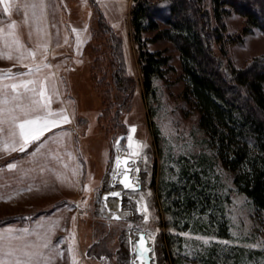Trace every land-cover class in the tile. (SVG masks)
<instances>
[{"label": "rangeland", "instance_id": "374dc122", "mask_svg": "<svg viewBox=\"0 0 264 264\" xmlns=\"http://www.w3.org/2000/svg\"><path fill=\"white\" fill-rule=\"evenodd\" d=\"M132 3L133 0H10L9 12H4L0 4V29L7 33L9 25L15 22L12 30L24 49L36 53L33 59L24 51L21 60L19 53L12 49L11 59L0 56V70L26 73V65L46 60L52 67L43 69V74H54L50 85L55 83L59 92L52 108H65L71 117L69 123L50 129L40 142L30 144L23 153L0 151V169H3L0 171V231L9 227L28 229L16 233L21 238L11 241L14 248L27 246L35 250L34 246L47 240L52 247L40 250L45 256L53 257L50 264H73L69 245L74 249L76 264H130V251L124 238V231L129 228L152 235L154 264H199L194 257L195 249L217 241L209 235L175 231L168 226L158 204L156 186L162 165L171 164L180 154L206 148L198 126V113L182 98L183 78L178 53L168 41L147 43L151 51L166 48L171 57L164 76L153 80L157 98L149 103L144 97L137 46L130 24ZM165 5L163 1L155 3L161 8ZM224 23L226 33L238 34L244 18L230 11ZM261 23L264 24V15ZM103 26L117 38L124 74L132 80L127 105L120 108L116 123L113 99L122 95L113 85L110 60L100 58V55H107L109 45L107 35L99 32V27ZM90 34L93 36L88 40ZM77 36L81 41L79 46ZM144 36L151 37V34ZM41 45H46V49ZM0 51H10L3 38H0ZM261 56H264V30L259 28H253L241 43L227 46V59L236 68H245ZM101 65L106 67L104 72ZM29 78L13 75L11 80L0 81V84ZM152 122L160 132L157 144L152 135ZM59 132L67 135L57 142ZM50 134L52 139L45 142ZM121 135L123 138L118 146L130 155H134L135 150H148L150 201L147 221L109 215L110 209L101 200V193L106 190L105 179L113 170L115 141ZM129 136L133 140L131 148ZM135 142L145 146L137 148ZM40 143L43 147L37 152ZM12 162L17 167L8 169L6 165ZM216 171L229 196L225 210L230 237L220 241L264 250V213H257L250 200L236 190L227 171L220 165ZM85 185L92 190L86 191ZM109 187L107 184L106 188ZM131 200L123 196L122 207L128 210ZM169 234L173 236V251L167 243ZM3 243L8 244L7 233Z\"/></svg>", "mask_w": 264, "mask_h": 264}, {"label": "trees", "instance_id": "16d2710c", "mask_svg": "<svg viewBox=\"0 0 264 264\" xmlns=\"http://www.w3.org/2000/svg\"><path fill=\"white\" fill-rule=\"evenodd\" d=\"M162 1L164 8L155 6ZM230 11L244 18L238 34L226 33L224 17ZM129 14L144 97L149 103L157 98L153 80L164 76L171 57L166 48L151 51L147 43L168 41L178 53L182 98L198 113L206 148L180 154L171 164L166 161V167L162 165L156 192L168 226L217 239L195 249L199 264H264L263 249L220 241L230 237L225 210L229 196L216 171L217 165L227 171L236 190L250 200L257 213H264V56L254 58L245 68L234 67L227 59L230 43H241L253 28L264 30V2L133 0ZM100 27L109 44L107 55L100 58L110 60L113 85L122 95L113 99L116 123L120 108L127 105L132 80L124 74L117 38L105 26ZM146 33L151 37H145ZM100 68L103 72L106 69L102 65ZM151 128L157 144L159 128L155 122ZM167 243L173 251L170 234Z\"/></svg>", "mask_w": 264, "mask_h": 264}, {"label": "snow or ice", "instance_id": "6c2138e0", "mask_svg": "<svg viewBox=\"0 0 264 264\" xmlns=\"http://www.w3.org/2000/svg\"><path fill=\"white\" fill-rule=\"evenodd\" d=\"M0 4H3L4 12H9L11 8L10 0H0ZM27 7V5H25ZM35 7V5H33ZM15 26V22L9 25V30L5 33L0 29V38L5 41V47L10 51L4 53L0 51V56H6L11 59V50L15 49L19 53V59H24V51L34 59L35 51L32 49H24L23 43L16 36L12 30ZM73 31H76L73 29ZM81 43L79 36H77V46ZM46 49V45H41ZM28 71L26 73H12L11 69L5 72L0 70V81L11 80L13 75L24 77L29 76V79H19L16 83L0 84V151L4 153L11 152H25L29 148V145L34 142H40L41 137L49 132L50 129H56L59 125L70 122V115L65 108L54 109L52 103L54 98L59 97V92L55 83L50 85V78L54 75L49 72L47 75L43 74V69L51 68L52 65L48 64L46 60L41 62H35L30 65H26ZM5 89H11L10 92H5ZM5 126L7 131L5 132ZM135 126H133L134 128ZM67 133L59 132L56 140L59 142ZM51 134L45 139V142L51 140ZM137 148H143L141 142H135ZM40 147H43V143L39 144L36 151L38 152ZM129 147H133L132 137L129 136ZM36 153L34 152L33 155ZM134 155H139V152H134ZM127 157L124 161H127ZM121 164V157L117 156L116 165L119 167ZM8 169H15L17 164L15 162L8 163L6 165ZM127 164L125 163V168ZM3 169H0L2 171ZM118 173L113 172V177L116 178ZM59 176V174H58ZM125 188L135 189L137 184L130 180L128 172L125 171L123 179L120 181ZM86 191H91L88 185H85ZM111 195L113 197L119 196V192L107 193L106 197ZM10 198V197H9ZM86 203V201H85ZM139 203V202H138ZM140 211L147 213L148 207L145 203ZM115 215V214H113ZM119 218V217H117ZM149 216L144 215V220L147 221ZM54 227V225L52 226ZM51 230V228H50ZM28 229H15L9 227L6 230L0 231V264H50L53 259L51 255L45 256L44 252L40 249L51 248L52 245L45 240L42 245L34 246L35 250L29 249L27 246L23 248H14L11 246V241L20 239L16 233L27 232ZM5 233H7L8 244L3 243L5 239ZM153 237L151 234L145 235L144 232H140L139 240L133 244L132 251L137 254L138 259L144 261L147 253L152 249L148 247L147 242ZM69 252L73 253V264H76V257L72 245H69Z\"/></svg>", "mask_w": 264, "mask_h": 264}, {"label": "bare ground", "instance_id": "6f19581e", "mask_svg": "<svg viewBox=\"0 0 264 264\" xmlns=\"http://www.w3.org/2000/svg\"><path fill=\"white\" fill-rule=\"evenodd\" d=\"M135 152H139V155H130L126 150L122 149L121 147L117 146L116 147V153L114 156L113 163L115 161V158L117 155H122V154H129L130 156H135L136 161L132 162V170H131V175L133 177V180L136 184L139 185V189L136 191L131 192V194H128V192H124L125 195L129 196L132 198L131 201H128V210L121 205V210L118 209L117 205V200H115L113 203L110 200H107L110 206V213L115 214L119 217H127L131 219H144V215L147 214L149 216V211L147 213H144L140 211V208L146 203L148 204L150 201V195L148 192V181H149V158H148V150L145 148L142 151L135 150ZM116 171L118 175L120 174L121 168L115 169L113 165V170L111 173H109L105 179V189H107V184H110V181L115 179L113 177V172ZM117 175V176H118ZM117 178V177H116ZM139 202V203H138ZM112 203V204H111ZM108 214V213H107ZM114 216V215H113ZM137 228H129L128 230L124 231V238L126 239L125 243H127V248L129 251L133 249V244H134V238L136 234ZM150 242L153 244V240L151 239ZM154 255V253H153ZM133 257V254L130 252L129 253V262L130 258ZM155 259V256L153 258V261ZM155 262V261H154ZM130 264H134L133 262H130Z\"/></svg>", "mask_w": 264, "mask_h": 264}, {"label": "water", "instance_id": "95a60500", "mask_svg": "<svg viewBox=\"0 0 264 264\" xmlns=\"http://www.w3.org/2000/svg\"><path fill=\"white\" fill-rule=\"evenodd\" d=\"M122 138H123V136L121 135L116 139V141H115L116 147L118 146V144ZM117 156L121 157V164L119 165V167H117V165H116V158L117 157L115 158V161L113 164H114L115 169L121 168L120 174L117 176V178L110 181V184H109L110 187L101 193V200L103 201L104 205L107 206L106 208H108V209H110V207H108V205H107V200H110V201H113V199L117 200L118 209L121 210L122 197L126 196L124 192L136 191L139 189V185L137 184V187L135 189H128V188H125L124 185L120 182L123 179V174L125 171L128 172V176H129L130 180H132L134 182L133 177L131 175V170H132L131 163L136 161V157L130 156L129 154H122V155H117ZM125 157L128 158L126 162L124 161ZM125 163L127 164L126 168H125ZM112 192H119L120 195L115 196V197L108 195L106 197L107 193H112ZM140 232H144L145 235H148L147 231L137 229L136 234H135V238H134V242L139 240ZM147 245H148V247H150L152 249V251L146 254L144 261H141L140 259H138L137 254L131 250L130 252L133 254V257L130 258V262H133L134 264H154V261H153L154 246L150 242V240H148Z\"/></svg>", "mask_w": 264, "mask_h": 264}]
</instances>
